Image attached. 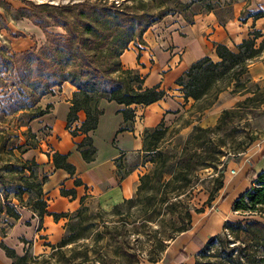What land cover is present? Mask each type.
<instances>
[{"label":"trees","instance_id":"trees-1","mask_svg":"<svg viewBox=\"0 0 264 264\" xmlns=\"http://www.w3.org/2000/svg\"><path fill=\"white\" fill-rule=\"evenodd\" d=\"M198 1L202 2L207 12L215 11L218 15V9L244 0ZM157 2L158 0H84L51 5L53 11L41 22H36L46 36V41L41 47L32 46L22 51H14L12 54L1 48L0 74L9 73V77L12 78L11 85L14 87L9 111L2 112L12 115L15 121L9 129H5L0 123V155L3 158L8 156L4 160L5 164L0 165V218L4 215L7 219L18 220L23 207L31 208L41 219L49 214L48 203L44 197V184L49 180V176L40 171V163L35 156H25L29 149L36 148L39 144V136L32 122L50 112L53 107L52 103L43 105L41 103L43 97L55 94L65 82H70L76 87L71 99L72 106L67 127L74 136L84 135L77 145L83 158L86 161H92L96 158L98 148L90 132L97 128L99 118L104 112L100 108L101 100H115L124 104L126 107L122 111L128 122L135 117L133 104L148 105L167 94L160 84L152 87L144 86L145 76L134 68L124 67L121 62V55L130 45L144 43L145 32L170 13L167 11L170 9L169 6L161 9L164 4L160 5ZM180 3L182 4L181 1ZM241 12L248 14L240 18L243 21H246L248 17L257 20L264 17V5L259 6L258 9L244 8ZM183 14L190 23H193L196 13H192L191 17ZM219 19L224 20L220 17ZM50 26L62 27L64 32L55 33L49 29ZM262 34L259 29L251 30L249 35L236 45V49L224 43H218L216 45L218 60L205 56L193 63L185 74L177 79V84L184 92V98L186 100L202 99L221 83L224 86L220 91L225 89V85L235 83L238 89L233 91L250 92V87L247 85V82L251 80L249 65L263 55L264 41L258 43V38ZM256 86L264 94V88H261L259 84ZM250 99L253 97L246 98V100ZM259 100L263 103L264 97ZM238 106L242 104L239 103ZM254 107L259 106L254 105ZM81 111L85 112V120L80 126L73 128V123L79 119ZM224 112L230 111L225 109ZM128 128L130 127L126 125L121 130ZM167 130L168 126H165L164 122L155 128L146 129V150L158 148H149L147 137L153 136L159 139ZM219 152L220 150L216 151L217 155L220 154ZM52 160L57 168H64L71 174L75 173V165L69 162L68 154L56 151L52 155ZM183 161L185 166L164 183L165 187L169 188L182 180L185 183L189 181L188 172L184 170L190 165V158L185 157ZM220 161L219 155L216 159L211 155L198 164L213 167L217 171ZM225 167L224 163L219 170L221 178L215 190L211 192L209 201L215 198L214 191L224 186ZM256 175L257 179L254 180L256 185L236 200L235 209H248L264 214V172L257 173L251 169L247 173V178L253 180ZM76 182L78 183L79 180ZM181 186H183L182 182L175 185L173 191ZM138 189L140 190V186ZM179 191L180 189L171 196L165 190L158 199L160 205L158 212L154 211L160 213L161 208L167 203L162 209L171 213L174 219V230L167 238H159L158 250L162 253L169 244L165 242L166 240H174L192 226V214L185 206L182 197H179L181 195ZM67 192L70 191L63 190V193ZM26 195L28 199L25 198ZM175 197L178 198L173 199ZM126 201L133 202L134 198L126 199ZM180 206L182 208H179ZM201 211H204V208L198 209V212ZM54 216L59 219L67 215L54 213ZM150 217L151 215L146 219L151 220ZM228 226L235 230L233 228L242 227V222H228ZM244 227L259 228L251 231L250 234H254V237L258 239L256 249L264 248V221L255 219L247 222ZM8 231L5 227L2 228V236H6ZM118 238L119 233H116L115 239L118 240ZM216 240L223 241L220 234L212 236L207 246H211ZM68 242H70L69 239H62L61 245H66ZM0 246L13 259L12 264H21L26 261L27 252L19 254L4 240L0 242ZM229 253V259L222 264H255L252 262H255L256 258L248 259L247 263H244L240 255H235L234 251ZM160 258L154 256L150 258V261L156 262ZM178 258L180 256L177 255ZM260 261H264V256L260 257ZM179 264H183V261L180 260Z\"/></svg>","mask_w":264,"mask_h":264},{"label":"rangeland","instance_id":"rangeland-1","mask_svg":"<svg viewBox=\"0 0 264 264\" xmlns=\"http://www.w3.org/2000/svg\"><path fill=\"white\" fill-rule=\"evenodd\" d=\"M79 1L84 0L0 1V50L1 48L5 49L12 54L14 51H22L32 46L41 47L46 38H43V29L36 22H41L53 11L51 5ZM157 3L164 4L161 9L169 6L170 9L167 11L170 13L168 15L179 14L185 18L183 13L190 17L192 13H196L193 17L195 19L199 14L209 13L202 6V2L198 0H158ZM261 5H264V0H244L232 6L218 9V15L215 11L213 12L217 17L228 21L246 17L248 14L241 12L244 8L258 9ZM49 29L55 33L64 32L62 27L50 26ZM259 30L263 34L258 38V43L264 41V30ZM236 45L233 49H236ZM262 60H264V52L262 56L250 63L249 68L254 62ZM260 67H263L260 70L261 76L250 72L251 80L247 82L250 92L233 91V89H238L235 83H231L229 86L225 85L223 90L235 97V101L232 104L227 102L216 105L213 110L217 113L215 117L212 115L205 122L191 124L193 119L191 110H194V116L198 118L200 114L197 111L203 113L204 109L210 107L212 102L217 99V95L224 86L223 83L212 89L208 96L188 108L178 122L165 125L168 126V130L163 137L159 139L153 136L147 137L149 148H158L149 150L145 154L138 185L140 190H137L133 202L125 200L110 208H102L97 205L82 206L71 215H67V219H64V234L59 240L54 242L43 240L40 242L39 248L34 247L32 241L30 243L26 241L28 247L25 252L28 256L26 261L21 264H150L151 257L159 256L160 260L166 258L171 252L168 246L174 240L165 241L169 244L162 253L158 250L159 238H167L174 230V219L171 213L162 209L167 203L161 208L160 213L154 212L159 210L158 199L161 194L167 190L168 194L173 196L175 195L173 193L180 189L179 197H182L185 206L190 209L192 214L191 230L194 227L193 222L203 224L209 216L215 213L219 206L217 203L225 198V191L221 192L220 189L214 191L215 198L212 201L208 200L221 178L219 170L222 169L224 163L226 164L225 184V180L233 172L231 168L242 169L245 164H250L252 156L257 155L258 157L264 152V102L260 103L259 100L264 97V94L256 86L259 84L261 88H264V66ZM10 78L9 73L0 74V123L5 129H9L15 121L12 119V115L3 114V112L9 111L10 101L13 98L14 87L11 85L12 78ZM247 97H253V99L246 100ZM239 103L242 106H238ZM254 105L259 107H254ZM225 109H229L230 112L225 113ZM35 131L39 136V144L36 148L29 149L25 156L36 157L43 149L44 142L41 139L45 131L42 128L35 129ZM217 150H220V154H218L221 160L218 162L219 170L215 171L213 167L198 164L211 155L216 159ZM185 157L190 158V165L184 170L188 172L189 181L186 183L183 180L180 181L183 186L173 191V187L180 183L171 185L169 188L165 187L164 183L185 166L183 161ZM5 158L7 159L8 156L3 158L0 155V165L5 164ZM261 166L264 167V163ZM255 179H257V175L253 180L248 179L249 181L245 182L246 187L242 194L256 185L254 184ZM25 198L28 199V195ZM235 202L231 209L229 208V219L221 222L219 231L208 236L203 245L195 251L192 261L183 262V264H222L229 259L228 254L231 251H234L235 255H240L244 263H247L248 259L256 258L252 263L264 264V261H260V257L264 256V248L256 249L258 239L254 237V234H250L251 231L259 228L244 227L247 222L255 219L264 221V214L248 209L237 210L234 206ZM200 208H204V211L198 212ZM150 215L151 220H147L146 218ZM13 221V218L7 219L2 215L0 236H2V228L11 229ZM239 221L242 222L240 228L235 227L233 228L235 230H232L228 226V222ZM212 222L213 217L208 225L209 229L214 228ZM200 230L201 227L197 226L193 231L200 232ZM116 233H119L118 240L115 239ZM218 234L221 235L223 241L216 240L211 246H207L209 239ZM65 238L70 242L61 245V240Z\"/></svg>","mask_w":264,"mask_h":264},{"label":"crops","instance_id":"crops-1","mask_svg":"<svg viewBox=\"0 0 264 264\" xmlns=\"http://www.w3.org/2000/svg\"><path fill=\"white\" fill-rule=\"evenodd\" d=\"M9 1V0H0ZM264 30V17L254 20L252 17L246 21L239 18L228 21L220 20L215 12L199 14L193 23L188 22L182 15H167L161 21L151 26L144 34V43L131 44L121 55V62L126 68H134L145 76L144 86L152 87L160 84L167 94L148 105L133 104L135 117L128 122L125 120L123 109L126 107L115 100L103 99L100 108L104 110L99 118L96 129L90 132L95 146L98 148L96 158L86 161L83 158L77 143L84 135L74 136L67 127L68 115L72 106L71 99L76 87L65 82L55 94H48L41 100L43 105L52 103L50 112L32 122L34 130L44 129V145L36 156L40 163V171L49 176L44 184V197L47 200L49 214L42 219L29 207L21 208V217L13 221V226L6 236H0V242L16 249L23 254L28 246L26 241L39 248L40 242L59 240L64 234V219H56L54 213L71 215L82 206L97 205L110 208L120 204L126 199L136 195L145 154V131L157 127L161 122L171 125L180 120L187 109L202 99L184 98L181 86L177 79L197 60L211 56L214 60L219 57L216 45L224 43L235 47L253 28ZM43 38L46 36L43 32ZM264 60L254 62L250 72L262 75L260 70ZM226 90L217 95V99L210 107L194 116L191 124L205 122L207 118L216 116L213 110L216 105L232 104L235 97L230 96ZM214 112V113H212ZM85 112H79V119L73 123V128L80 126L85 120ZM190 124V125H191ZM128 125L130 128L121 130ZM68 154L69 162L75 165V173L71 174L64 168H57L52 160L54 152ZM264 152L261 156H252L250 164L242 169H235L225 180L221 192L225 191V198L221 200L212 216L203 223H194V227L174 239L169 244L171 252L150 264H179L192 261L195 251L203 245L209 235H213L221 228V222L229 219V208L244 192L247 173L254 169L257 173L264 172ZM231 170H234L231 168ZM79 180L77 183L76 181ZM63 190L70 191L63 193ZM231 211V210H230ZM213 217V229L208 225ZM197 226L200 232L193 231ZM191 232V233H189ZM193 232V233H192ZM49 239H47V238ZM177 255L180 258L177 259ZM13 259L0 246V264H12Z\"/></svg>","mask_w":264,"mask_h":264},{"label":"built area","instance_id":"built-area-1","mask_svg":"<svg viewBox=\"0 0 264 264\" xmlns=\"http://www.w3.org/2000/svg\"><path fill=\"white\" fill-rule=\"evenodd\" d=\"M233 171V173L235 172V170H232Z\"/></svg>","mask_w":264,"mask_h":264}]
</instances>
